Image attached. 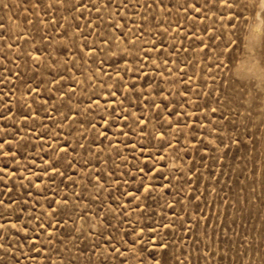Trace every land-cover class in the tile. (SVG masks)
<instances>
[{
    "label": "rangeland",
    "instance_id": "obj_1",
    "mask_svg": "<svg viewBox=\"0 0 264 264\" xmlns=\"http://www.w3.org/2000/svg\"><path fill=\"white\" fill-rule=\"evenodd\" d=\"M0 264H264V0H0Z\"/></svg>",
    "mask_w": 264,
    "mask_h": 264
}]
</instances>
